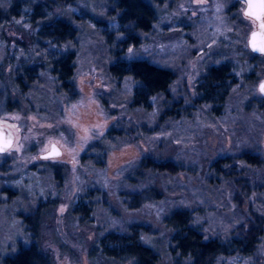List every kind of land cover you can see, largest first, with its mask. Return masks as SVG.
<instances>
[{"label": "rangeland", "instance_id": "obj_1", "mask_svg": "<svg viewBox=\"0 0 264 264\" xmlns=\"http://www.w3.org/2000/svg\"><path fill=\"white\" fill-rule=\"evenodd\" d=\"M13 1L0 0V9ZM146 1L156 20L119 57L147 59L171 70L174 80L169 99L156 96L144 108L131 106L133 79L108 72L122 46L112 33V0H78L55 10L66 18L75 13L80 27L64 47L75 52L71 100L53 92L47 70L38 74L28 102L15 97L14 66L36 63L46 50L20 44L29 27L23 17L0 27V124L14 134L13 145L0 154V264L33 243L52 264H108L98 239L132 224L143 226L141 240L159 251V264H171L165 218L177 208L188 209L193 226L221 240L243 229L246 219L264 228V107H247L248 98H260L264 55L257 56L259 66L243 60L244 51L252 55L247 39L256 21L243 14L244 0ZM82 9L93 18L82 20ZM229 62L236 68L217 113V103L200 101L197 88L210 68ZM8 95L17 108L5 104ZM109 131L117 133L107 137ZM52 144L61 155L41 158ZM155 167L161 172L153 175L160 170ZM257 255L264 262V235ZM250 262L235 255L218 264Z\"/></svg>", "mask_w": 264, "mask_h": 264}, {"label": "trees", "instance_id": "obj_2", "mask_svg": "<svg viewBox=\"0 0 264 264\" xmlns=\"http://www.w3.org/2000/svg\"><path fill=\"white\" fill-rule=\"evenodd\" d=\"M77 1L29 0L26 2L25 0H14L8 3L5 9H0V27L8 26L14 17L18 19L25 18L29 24L28 29L24 31L27 39L24 42H18H21L20 44L25 46V48L43 47L46 50L45 57L35 60L36 63L29 62L16 65L12 74L9 75L12 80L15 97L23 102H28L26 96L33 89L36 90L35 80L40 77L38 74L45 70L49 71V74L54 77V80H52L54 84L53 92L62 99H73L76 92L75 84L72 81L75 52L70 49L65 51L64 47L71 45L76 40L80 27L77 25L79 23L75 21V13V15L72 14L66 18L58 16L55 10L74 6ZM112 4L114 8L113 14L116 16L114 18L116 30L112 33L116 34L117 40L119 43L121 42L123 47L121 46V50L115 52L116 58L109 65L108 72L119 79L125 76L133 79L135 87L131 95L132 107L144 108V105L151 103L156 96H163L162 100L169 99L167 91L174 80V74L171 70L158 66L147 59L128 61L119 57L123 49L127 51L129 48L138 45L141 35L151 28L152 23L156 20L155 8L146 0H112ZM23 10H28V13L23 12ZM82 12L86 15L82 20L88 19L87 17L89 16L93 18L88 9ZM94 21L96 24L101 23V20L97 21V19H94ZM18 29H21V26ZM119 35L123 37L126 35L127 38H120L119 40ZM57 48L60 49L59 53ZM113 49L115 50L116 46ZM235 51L236 49L232 53L234 54ZM243 53L247 54L243 57V60L246 57L247 59L251 58L247 51ZM234 67L236 68L232 62H229L228 64H222L220 68L210 69V73L207 74L204 81V93L211 95L214 86H217L218 83L224 88L227 78H229L226 73L232 72L235 69ZM228 93L229 91H224V95L218 98L220 106L224 104ZM10 96L8 95L4 98L5 104L11 106H9V109L17 108L15 106L17 102L12 101ZM203 101L213 103L216 100L205 97ZM12 102L14 104H11ZM164 106L163 112L167 109V106ZM220 110L221 107L217 109V113ZM116 133V131H109L107 137H112ZM244 154L243 157L253 162L251 165H256L254 156ZM155 168L160 169L161 167ZM158 172H161V169L157 170V172L154 170L151 174L156 175ZM233 178L237 180L239 175ZM239 181L244 182L241 179L237 180L238 183ZM145 193H141L142 198ZM40 217L33 218L35 229L36 227L38 229ZM165 219L167 229L170 231L167 234L169 242L167 252L172 257L171 264H218L219 259H227L235 255L251 258L250 264H264L263 260H260L257 255L262 236L264 235V228L258 222L254 221L252 225L249 222L250 220L246 219L247 223L242 222L244 224L243 229L241 226L235 230L236 234L231 231L225 240H221L218 237H208L203 229L193 226L192 215L188 209H174ZM141 227H143L141 224H132L129 229L123 232L111 231L109 234L101 236L98 241L104 261L108 264L123 262H130V264H159L161 254L156 248L146 245L141 240ZM2 264H52V259L40 249L38 244L33 243L30 246L20 247L13 255L5 257L2 260Z\"/></svg>", "mask_w": 264, "mask_h": 264}, {"label": "water", "instance_id": "obj_3", "mask_svg": "<svg viewBox=\"0 0 264 264\" xmlns=\"http://www.w3.org/2000/svg\"><path fill=\"white\" fill-rule=\"evenodd\" d=\"M245 2H246V6L244 7V10H243L244 13L248 11V0H245ZM254 2H264V0H254ZM251 17H253L258 22V30H254L250 33L249 39H248V47L250 51L255 54H264V51L258 50L259 48H264V28L261 27V24L264 23V15H262L260 19H256L255 16H251ZM253 33L257 34V38H256L257 47L255 49L253 48ZM261 84H264V79L258 85L259 91H260ZM260 93L264 95V92L260 91ZM6 139L11 141V146H12L14 143V134L8 127L0 124V145H3V142ZM53 145H55L56 149L59 152V155L49 156ZM52 146L50 150L40 155L41 158L45 159L44 157L49 156V158L47 159H50V158L58 157L61 155L60 148L56 144H52ZM10 147H7L5 151H7ZM5 151L0 152V154L4 153Z\"/></svg>", "mask_w": 264, "mask_h": 264}, {"label": "flooded vegetation", "instance_id": "obj_4", "mask_svg": "<svg viewBox=\"0 0 264 264\" xmlns=\"http://www.w3.org/2000/svg\"><path fill=\"white\" fill-rule=\"evenodd\" d=\"M245 1V0H244ZM245 6H246V2H245ZM243 14L245 15V13H244V11H243ZM245 16H247V15H245ZM247 17H250V18H252V19H254L253 17H251V16H247ZM255 20V19H254ZM256 21V20H255ZM254 30H258V22L256 21V29H254ZM253 30V31H254ZM252 32V31H251ZM250 32V33H251ZM250 33H249V35H250ZM249 35H248V39H249ZM248 39H247V44H248ZM249 48V47H248ZM249 51H250V49H249ZM251 52V51H250ZM252 53V55H251V58H249V61L251 62L252 61V64H253V62L255 63V61H256V63H257V66H259V61H258V57L257 56H260V55H264V54H255V53H253V52H251ZM249 62V63H250ZM220 66L221 65H218V66H214V67H212V68H214V69H217V68H220ZM212 68H210V69H212ZM235 68V67H234ZM230 69V68H229ZM232 74H233V70H232V72H230L229 71V73H226V76L227 77H229V78H231L232 77ZM249 74V73H248ZM248 74H245L244 76H245V79L249 82V80H250V77H246ZM250 75H253L252 74V72L250 73ZM207 77V76H206ZM229 78H227V81L229 80ZM205 77L204 78H202L201 79V83L199 84V86H198V88H197V90H198V92L201 94V99L200 100H202V99H204L205 97H210V98H214V100H216L215 101V103H217V106H218V108L219 107H221L220 106V103L218 102L219 101V99L218 98H220V96H223L224 95V92H222V91H220L219 92V90H223V86H221L220 85V83H218L217 84V86H214V90H213V93L210 95V94H205L204 93V91H205V83H204V81H205ZM226 81V82H227ZM262 81V80H261ZM261 81H259V83L261 82ZM237 81H235L234 82V84L236 83ZM259 83H258V85H259ZM258 85H257V90H258V92H259V94H260V98H258V99H254V98H252V97H250V98H248V106L247 107H256V108H258V107H264L263 106V104H264V95H262L261 93H260V91H259V89H258ZM224 91V90H223ZM215 96H218L217 98H215ZM214 103V102H213ZM218 108H215V110L214 111H216ZM259 165H262V162L259 164Z\"/></svg>", "mask_w": 264, "mask_h": 264}, {"label": "snow or ice", "instance_id": "obj_5", "mask_svg": "<svg viewBox=\"0 0 264 264\" xmlns=\"http://www.w3.org/2000/svg\"><path fill=\"white\" fill-rule=\"evenodd\" d=\"M247 16H255L256 19H260L262 15H264V2H254V0H248V11L245 13ZM261 27L264 28V23L261 24ZM257 34L253 33V48L257 47L256 45ZM258 50L264 51V48H259ZM131 51V49L129 50ZM260 91L264 92V84H261ZM11 146L10 140H4L3 145H0V152L5 151L7 147ZM59 155L58 150L55 145L52 146L51 153L49 156ZM49 156L44 157L45 159L49 158Z\"/></svg>", "mask_w": 264, "mask_h": 264}]
</instances>
